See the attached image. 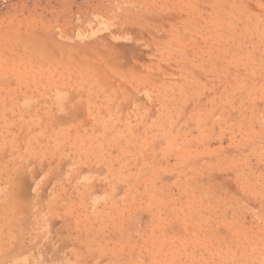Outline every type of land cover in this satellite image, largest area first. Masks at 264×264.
Returning <instances> with one entry per match:
<instances>
[{
	"label": "rangeland",
	"instance_id": "1",
	"mask_svg": "<svg viewBox=\"0 0 264 264\" xmlns=\"http://www.w3.org/2000/svg\"><path fill=\"white\" fill-rule=\"evenodd\" d=\"M0 259L264 264V0H0Z\"/></svg>",
	"mask_w": 264,
	"mask_h": 264
},
{
	"label": "bare ground",
	"instance_id": "2",
	"mask_svg": "<svg viewBox=\"0 0 264 264\" xmlns=\"http://www.w3.org/2000/svg\"><path fill=\"white\" fill-rule=\"evenodd\" d=\"M0 260H1V259H0ZM2 260H3V259H2ZM6 260H7V259H6ZM6 260H5V261H6Z\"/></svg>",
	"mask_w": 264,
	"mask_h": 264
}]
</instances>
